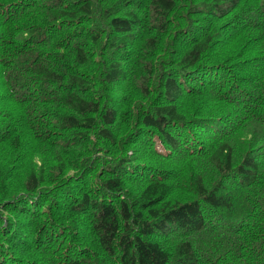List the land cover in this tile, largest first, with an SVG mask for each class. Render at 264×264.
Here are the masks:
<instances>
[{"label": "trees", "instance_id": "trees-1", "mask_svg": "<svg viewBox=\"0 0 264 264\" xmlns=\"http://www.w3.org/2000/svg\"><path fill=\"white\" fill-rule=\"evenodd\" d=\"M0 264H264V0H0Z\"/></svg>", "mask_w": 264, "mask_h": 264}]
</instances>
